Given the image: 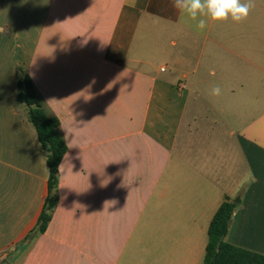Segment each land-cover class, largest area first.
<instances>
[{
	"label": "crops",
	"instance_id": "obj_1",
	"mask_svg": "<svg viewBox=\"0 0 264 264\" xmlns=\"http://www.w3.org/2000/svg\"><path fill=\"white\" fill-rule=\"evenodd\" d=\"M252 3L245 21L197 31L173 0H0V264H202L224 201L226 242L264 255V0ZM18 70L67 151L46 231L6 260L47 197ZM217 108L260 114L237 133Z\"/></svg>",
	"mask_w": 264,
	"mask_h": 264
},
{
	"label": "trees",
	"instance_id": "obj_2",
	"mask_svg": "<svg viewBox=\"0 0 264 264\" xmlns=\"http://www.w3.org/2000/svg\"><path fill=\"white\" fill-rule=\"evenodd\" d=\"M16 102L26 112L27 121L33 127L38 146L43 153L48 169L47 197L34 228L11 252L16 256L39 236L44 234L58 202V168L67 151L66 143L59 130V121L38 95L30 77L18 70ZM235 204L224 201L213 216L208 227V240L202 264H264V255L236 247L225 238ZM14 256V257H15Z\"/></svg>",
	"mask_w": 264,
	"mask_h": 264
},
{
	"label": "clouds",
	"instance_id": "obj_3",
	"mask_svg": "<svg viewBox=\"0 0 264 264\" xmlns=\"http://www.w3.org/2000/svg\"><path fill=\"white\" fill-rule=\"evenodd\" d=\"M173 6L179 11L182 23L203 31L209 21L222 23L231 20L241 23L247 19L250 10L254 7L252 0H173ZM219 86L211 90V95L219 96Z\"/></svg>",
	"mask_w": 264,
	"mask_h": 264
},
{
	"label": "rangeland",
	"instance_id": "obj_4",
	"mask_svg": "<svg viewBox=\"0 0 264 264\" xmlns=\"http://www.w3.org/2000/svg\"><path fill=\"white\" fill-rule=\"evenodd\" d=\"M20 109L25 115L24 108L20 106ZM220 109L221 108H217V112L214 111V110H216V109H214L213 111L216 113L211 111L210 115H214V117H219L220 121H222V122H220L221 125L226 126L227 128H231L234 130V132H237V133L242 131L244 125L253 124V123L257 122V119H258L259 114H260L259 111L256 112L258 108H242V109H240V111L237 115V118H236L230 112V108H225L224 112H220ZM208 114L209 113H207V111H204L202 114V118L209 116ZM232 118H233V120L230 121ZM224 120H226L227 122H224ZM239 199H240L239 196H236L234 198L235 202H238ZM9 256L10 255H8L6 257V260L9 259ZM19 261H20V259L16 262V264H18Z\"/></svg>",
	"mask_w": 264,
	"mask_h": 264
}]
</instances>
